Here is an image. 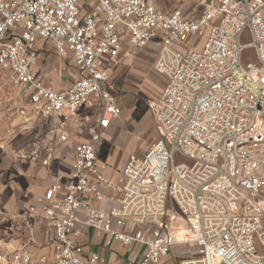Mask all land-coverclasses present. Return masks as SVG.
Instances as JSON below:
<instances>
[{
  "label": "built area",
  "instance_id": "2783aa9c",
  "mask_svg": "<svg viewBox=\"0 0 264 264\" xmlns=\"http://www.w3.org/2000/svg\"><path fill=\"white\" fill-rule=\"evenodd\" d=\"M40 40L75 64L65 91L34 72ZM148 46L166 82L147 106L157 140L112 180L97 146L123 113L113 67ZM249 48L255 60H245ZM0 71L23 90L16 111L26 130L53 123L18 160L49 167L56 135L66 143L74 126L89 136L45 193L50 264H104L86 250L88 228L107 246L135 248L126 264H264V0H203L197 16L147 0H0ZM46 261L25 246L0 253V264Z\"/></svg>",
  "mask_w": 264,
  "mask_h": 264
},
{
  "label": "crops",
  "instance_id": "0c3cea01",
  "mask_svg": "<svg viewBox=\"0 0 264 264\" xmlns=\"http://www.w3.org/2000/svg\"><path fill=\"white\" fill-rule=\"evenodd\" d=\"M37 50L39 59L34 69L35 74L54 90L65 91L71 83L77 79V70L74 62L60 58L57 55L53 43L40 40L37 43ZM124 59L125 58H122L120 62L113 67L111 79L115 87L116 83L114 82V76H116V73L118 74L116 69ZM63 67H67V70H63ZM9 74L13 77L11 72L0 71V86L1 82H3L1 79L3 78L2 76H7ZM121 87L122 91H125L126 94L124 93L123 96H118L115 94V90L114 95L123 113L117 120H114L108 130L105 131L104 138L111 139L112 136L119 135L123 132L124 122L128 120V117L124 114L125 110L132 106L137 100L133 91L130 90L134 89L133 86L131 87L127 82ZM0 93L1 105L4 96L2 92ZM90 113L89 110H84L81 112V117ZM148 113L154 128L153 119L149 110ZM18 122L20 124L18 127H15L13 124ZM11 123L12 121L9 122L8 118L4 119L0 117V127H3L8 132V136L6 137L8 141H5L4 144H0V232L4 234L3 240L0 241V253H6L8 249L25 246L35 258H45L47 260L46 264H50L55 252L52 245L53 229L48 225V221L41 210L45 193L60 173H67L70 170L75 146L88 141L89 136L87 131H84L83 134H79L74 126L68 129V141L66 143L60 142L56 135V159L49 167H44L40 159L27 160L25 162L18 160L16 154L21 151L13 148L14 144H8V142L14 141L16 136L20 137L22 135V137H25L30 133L31 127L34 130L38 128L39 131L44 130L48 133L52 128V121L38 120L29 130L21 127L22 121L20 118H15L14 122ZM34 130L33 134L35 133ZM155 135L157 140L156 132ZM44 156L45 152L42 151L41 159L44 158ZM109 166V169L106 171L107 176L115 180L120 169H114L111 165ZM100 206L102 208L107 207L104 205ZM106 237L107 236L104 235L103 242L98 243V233L91 228L85 229L83 242L86 244V250L100 252L104 258V264H126L128 261L133 260V256L131 258L127 255L126 257L122 256L126 248L119 242H113L111 246H107Z\"/></svg>",
  "mask_w": 264,
  "mask_h": 264
},
{
  "label": "rangeland",
  "instance_id": "374dc122",
  "mask_svg": "<svg viewBox=\"0 0 264 264\" xmlns=\"http://www.w3.org/2000/svg\"><path fill=\"white\" fill-rule=\"evenodd\" d=\"M149 3L155 5L163 12H172L175 9H181L188 16H197L202 10L203 0H147ZM203 44L205 39L200 40ZM243 43H250L248 34H244ZM157 51L154 46H148L140 50H131L129 57L116 69V76L114 82L116 83L115 94L123 96L125 91H122L123 84L129 83L134 89H130L135 94V103L125 110V116L128 120L124 122L123 132L119 135H114L110 138H104L97 146L98 158L102 163L111 165L114 169H122L131 156L141 157L145 154L147 149L156 140L154 128L148 113V102L158 97L163 90L166 82L165 79L159 76L155 70V63ZM245 60H255L252 49H247L245 52ZM54 63V62H53ZM0 86L4 99L0 105V117L8 118L9 122H14L15 118H19L17 114L18 101L23 94V90L15 86L11 75H4ZM3 84V85H2ZM139 84V85H138ZM130 91V92H131ZM1 94V93H0ZM126 94V93H125ZM99 111L90 113V117L96 118ZM20 122V121H19ZM15 123L18 127L20 123ZM11 123V124H12ZM38 125V124H37ZM41 125V124H40ZM39 126V125H38ZM23 127V126H21ZM25 137L22 135L16 136L14 141L8 144H14L13 148L19 151H28L34 146L35 142L42 139H47L50 131H39L38 128L32 129ZM34 130V134H33ZM7 134V135H6ZM8 132L3 127H0V144L8 141ZM3 141V142H2ZM144 151V152H143ZM119 170V171H120ZM187 218L181 219V224H187ZM185 224V225H186ZM178 227L177 224H174ZM103 234L98 233L97 242H103ZM4 234L0 232V241L3 240ZM12 239V238H11ZM127 249V250H126ZM122 256L132 257L133 259L139 256L135 248H126ZM1 250V248H0Z\"/></svg>",
  "mask_w": 264,
  "mask_h": 264
}]
</instances>
